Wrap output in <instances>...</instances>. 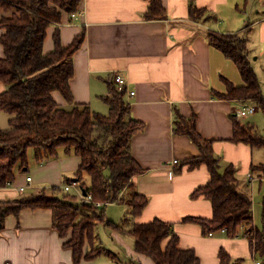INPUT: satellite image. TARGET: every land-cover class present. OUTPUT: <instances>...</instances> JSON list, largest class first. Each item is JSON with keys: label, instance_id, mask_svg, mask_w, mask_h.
Segmentation results:
<instances>
[{"label": "crops", "instance_id": "crops-1", "mask_svg": "<svg viewBox=\"0 0 264 264\" xmlns=\"http://www.w3.org/2000/svg\"><path fill=\"white\" fill-rule=\"evenodd\" d=\"M163 3L167 17L155 21L144 17L147 0H81L76 17L63 14L59 24L63 45L68 46L82 31L86 37L73 57L75 73L70 82L75 102L88 105L95 113L108 115L109 105L104 97L112 96L110 89L117 86L114 77L120 75L127 81L125 98L130 103L131 115L145 124L131 142V152L145 172L134 178V186L126 193L137 192L150 199L137 223L155 218L172 223L180 247L194 249L201 264H221L222 249L233 262L241 259V264H264L244 229L236 238H229L222 231L205 236L201 225L182 221L191 216H213L209 199L191 196L210 181V171L206 165L194 170L188 166L181 169L183 160L199 156L201 151L191 137L175 132L177 114L186 119L196 115L198 132L213 141L220 170L235 166L241 191L252 197L254 223L262 230L264 170L255 168L264 163V147L232 141V114L253 103L217 95L227 93L225 80L237 86H242L244 81L236 64L210 45L207 32L242 34L261 88L264 87V0H194L198 9L206 10L199 20L190 17L189 0H163ZM243 4L246 9L240 10ZM11 15L12 11L0 10V20ZM56 28L53 25L48 29L45 53L54 48ZM3 33L5 30L0 28V36ZM0 56H4L1 42ZM5 89L7 85L0 83V92ZM130 91L135 95H129ZM53 97L66 110L72 108L60 92L55 91ZM239 121L251 124L248 119ZM61 149V154L40 163L30 148L28 167L18 166L14 181L0 187V204L25 197L27 191L32 194L43 188L62 187L57 182L62 173L75 174L82 160ZM174 159L179 161L175 166ZM29 166L33 175L27 183L31 176ZM22 186L27 189L21 191ZM76 190V202L81 203L83 194L79 188ZM0 223V264H75L73 250L64 244L71 235L61 237L54 227L51 209L26 208L7 215ZM111 233L125 247L124 234ZM96 243L103 246L98 236ZM128 248L125 255L119 253L120 258L104 247L109 254L105 251L89 260L83 259L80 264H156L152 258L137 253L134 245ZM85 251H89V246Z\"/></svg>", "mask_w": 264, "mask_h": 264}, {"label": "trees", "instance_id": "trees-1", "mask_svg": "<svg viewBox=\"0 0 264 264\" xmlns=\"http://www.w3.org/2000/svg\"><path fill=\"white\" fill-rule=\"evenodd\" d=\"M80 1L0 0V10L12 11L11 16L0 20V28L5 30L0 36L4 49V56H0V83L7 85V89L0 92V110L11 117L9 127L0 128V187L14 181L18 166L21 169L28 167L30 148L40 163L55 158L63 148L66 154L74 153L82 160L75 177L65 178V184L76 180L82 194L85 191L91 195L92 201L86 203L84 199L78 203L76 197L69 194L60 197L64 189L58 185L43 188L39 193L0 204V221L26 208L51 209L54 227L61 237L71 235L64 244L73 250L75 264L105 252L102 247L95 246L98 225L131 235L134 250L152 258L156 264H201L194 249L180 247L172 223L158 218L147 223L136 222L150 199L137 192L126 193L134 186V178L145 172L131 152L132 137L144 130L145 124L132 117L130 103L125 98L126 89L113 85L112 96L104 97L109 105L108 115L95 113L88 105L75 102L70 82L75 73L73 57L85 41V32L75 36L65 47L59 24L64 13L71 16L79 13ZM147 1L146 20L166 19L163 0ZM189 4L192 19L204 17L205 9H198L194 0H189ZM53 25L57 26L53 34L54 48L45 53L47 32ZM207 33L210 45L236 64L244 81L242 86H237L225 80L227 93L217 95L227 100H250L264 112V93L247 40L240 33ZM55 91L72 105L70 110L63 108L53 97ZM237 118L232 114V141L248 143L254 148L264 147V135L259 134L253 124H244ZM196 119V115L186 119L177 114L175 132L191 137L201 151L199 156L183 160L180 167L188 166L194 170L208 166L210 181L194 190L191 196L209 199L213 216H191L182 221L201 225L205 236L225 229L229 238H236L244 229L254 250L264 260V209L263 229L259 230L254 223L252 197L241 191L235 166H229L223 172L220 170V158L213 151V141L200 135ZM255 169L263 171L264 163ZM86 173L91 178L90 185L83 181ZM117 203L127 207V214L120 223L114 224L103 207ZM98 204L103 206L98 207ZM86 246H89L88 252ZM219 254L221 264L242 263L241 259L233 262L225 249Z\"/></svg>", "mask_w": 264, "mask_h": 264}, {"label": "rangeland", "instance_id": "rangeland-1", "mask_svg": "<svg viewBox=\"0 0 264 264\" xmlns=\"http://www.w3.org/2000/svg\"><path fill=\"white\" fill-rule=\"evenodd\" d=\"M245 5L243 4V6H241V9L240 10H245ZM263 89V92H264V87H262ZM253 103V102H251ZM254 105V103H253ZM256 107V105H254ZM257 108V107H256ZM11 117L8 113L0 110V126H2V128H8L9 127V121H10ZM239 120H242L244 122H247V119L249 121H251V124H254L258 129H259V133L261 135H264V112L260 109L257 108L256 112L254 114H249L247 115V117H239L238 118ZM62 150V149H61ZM61 150L59 151V154H61ZM31 151V150H30ZM29 151V152H30ZM64 153V152H63ZM62 157V156H60ZM30 161V159H29ZM28 174H31V176L33 175V171L30 169V166H29V169H28ZM27 173H25V175H28ZM63 175L61 176V179L60 181H57L60 183V185H62V189H64V186H65V178H68V179H72L74 178V173L70 174V173H62ZM57 176H58V173H57ZM56 176V177H57ZM86 184L90 185L91 183V178L89 176V174H85L84 175V180H83ZM77 188L72 186V190L70 192H65L63 191V193H60L59 196L62 197L63 195L65 194H69L70 196L72 195H75L77 196ZM30 191H27L26 195H28ZM105 209V213H107V217L108 219L114 223V224H118L122 221V219L124 218V215H125V209H127V207L125 208V205L124 204H110V205H107L105 207H103ZM111 230H109L106 226L104 225H98L97 226V236H98V241L99 243H103V246L102 248L104 247H107V249L113 251V252H116L118 256H120V254H124V252H128V245L131 247V244H132V247L134 245V242H133V238L131 235H126L124 234L123 237V241L126 242V245L125 247H121L118 243V240L117 238H114L110 232ZM101 243V245H102ZM100 245V244H99ZM95 246H97V243L95 244ZM105 251L109 254L110 252L108 250L105 249ZM120 253V254H119ZM120 258H122L120 256Z\"/></svg>", "mask_w": 264, "mask_h": 264}, {"label": "built area", "instance_id": "built-area-1", "mask_svg": "<svg viewBox=\"0 0 264 264\" xmlns=\"http://www.w3.org/2000/svg\"><path fill=\"white\" fill-rule=\"evenodd\" d=\"M78 14L79 13L73 14L72 16L76 17ZM114 80H115L116 85L118 86L119 89H122V88L126 87V85H127V81L124 80V78L120 75L115 76ZM129 95H135V94L133 91H130ZM256 110H257V108L254 105L249 104V105H246V107L244 109L239 110V111H235V114L237 115L238 118L239 117L244 118V117H247V115H249V114H254L256 112ZM178 163H179L178 159H174V161L172 162V165L175 166ZM31 181H32V176H28L27 183H30ZM72 186L79 188L77 181L72 180V182L65 184L64 191L67 193L70 192L72 190ZM26 189H27L26 186L20 187L21 191H25ZM79 190H80V193L82 194V190L80 188H79ZM91 198L92 197L89 194L86 197H83V199H85L86 203L92 201ZM102 206H103V204H98V207H102ZM222 232H226V230L224 229V230H222ZM208 236H214V233L210 232L208 234ZM258 264H260V263H258Z\"/></svg>", "mask_w": 264, "mask_h": 264}, {"label": "water", "instance_id": "water-1", "mask_svg": "<svg viewBox=\"0 0 264 264\" xmlns=\"http://www.w3.org/2000/svg\"><path fill=\"white\" fill-rule=\"evenodd\" d=\"M83 196L84 197H86L87 196V194H86V192L85 191H83ZM1 224V223H0Z\"/></svg>", "mask_w": 264, "mask_h": 264}]
</instances>
